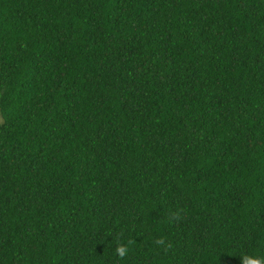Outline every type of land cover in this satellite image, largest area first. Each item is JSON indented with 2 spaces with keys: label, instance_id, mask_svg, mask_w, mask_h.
Here are the masks:
<instances>
[{
  "label": "trees",
  "instance_id": "16d2710c",
  "mask_svg": "<svg viewBox=\"0 0 264 264\" xmlns=\"http://www.w3.org/2000/svg\"><path fill=\"white\" fill-rule=\"evenodd\" d=\"M247 260L264 0H0V264Z\"/></svg>",
  "mask_w": 264,
  "mask_h": 264
},
{
  "label": "clouds",
  "instance_id": "9594fccd",
  "mask_svg": "<svg viewBox=\"0 0 264 264\" xmlns=\"http://www.w3.org/2000/svg\"><path fill=\"white\" fill-rule=\"evenodd\" d=\"M116 252L121 258H123V256H125L127 254V249L125 247L121 246V247H118L116 249ZM246 264H260V262L259 261L247 260Z\"/></svg>",
  "mask_w": 264,
  "mask_h": 264
}]
</instances>
